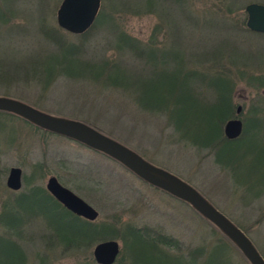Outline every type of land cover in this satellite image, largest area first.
I'll return each mask as SVG.
<instances>
[{
    "label": "rangeland",
    "instance_id": "1",
    "mask_svg": "<svg viewBox=\"0 0 264 264\" xmlns=\"http://www.w3.org/2000/svg\"><path fill=\"white\" fill-rule=\"evenodd\" d=\"M143 1L147 0H99L89 28L72 33L56 24L61 0H0V96L13 97L47 114L93 125L144 160L188 180L231 222L246 230L262 254L264 32L248 31L241 22L246 4L264 5V0H183L180 7L175 0H154V11L141 10ZM228 3L233 5L229 15ZM134 5L140 11H134ZM43 29L53 32L63 45L47 41ZM118 34L134 38L141 47L149 46L156 52L172 44L176 53H181V63L177 60L175 65L179 70L174 75L169 73L165 80L164 75L160 76L163 66L145 65L142 58L117 48ZM170 60L168 65L173 64ZM103 61L114 62L117 68L102 66ZM205 65L228 73L234 117L242 122L239 136L244 124L250 130L246 122L251 124L255 118L263 126L248 138L243 132L239 145L218 150L219 161L214 149L190 141L197 139L192 132L205 129L204 112L191 102L189 109H178L173 101L177 91L186 92L190 85L179 77L180 69ZM118 68L136 77L125 73L117 76ZM154 69L159 71L153 73ZM151 70L154 75L148 76ZM145 77L159 81L152 93L163 96L160 107L147 100L150 94L143 99L153 108L158 105L159 110L149 108L147 103L140 105L135 99ZM174 77L181 80V85L176 81L175 90ZM116 83L123 84V88ZM210 89L204 85L201 95L209 97ZM225 90L222 88L221 97ZM237 106L240 110L236 114ZM10 166L21 169V187L17 191L4 184ZM49 176L97 211L94 223L112 226L115 238L111 239L119 244L114 264H166L155 253L149 254L144 244L124 238L126 224L151 227L171 236L183 251L224 242L232 264H248L184 202L143 182L100 152L0 112V214L3 211L5 217L11 213L9 206L2 208L3 200L14 198L29 185L44 188ZM17 209L19 221L13 229L18 236L11 235L23 250L19 264H77L91 257L93 245L89 250L72 251L48 241L40 208ZM3 232L0 225V234ZM2 245L0 242V264L15 263L9 262ZM162 248L161 251L174 252ZM139 254L145 260H137L135 256Z\"/></svg>",
    "mask_w": 264,
    "mask_h": 264
},
{
    "label": "trees",
    "instance_id": "2",
    "mask_svg": "<svg viewBox=\"0 0 264 264\" xmlns=\"http://www.w3.org/2000/svg\"><path fill=\"white\" fill-rule=\"evenodd\" d=\"M182 1L183 0H175L174 2L177 3V6H179V3H181ZM153 2L154 0H147L146 3L143 1L141 3L142 5L141 10L147 8L149 10L154 11L152 7ZM231 7H233L231 3L230 4L228 3V5L226 6V12L228 15L231 14L232 12ZM131 8L134 11H140L135 5L131 6ZM244 12H245V19L242 20L241 24L248 31H252L256 33L260 32V31H253L246 26L247 15L245 9ZM88 28L89 26L79 33L86 31ZM46 31H47L46 29H43V34L45 35L44 37L47 38V41L49 42L51 41L53 44H56L55 46L62 44V42H60L58 38L57 40L54 37L55 34L53 32H46ZM56 36L61 38L58 35ZM116 38L117 39L115 41V45L117 48L119 49L124 48L125 50H128L135 56L142 58L143 63L145 65H149V64L154 65L155 63V65H157L158 67L163 66L164 73L162 70V74L160 76L164 75L165 80L168 79L167 77L169 76L168 75L169 73L170 74L173 73L174 75V73H176L179 70L175 68L176 67L175 65L177 60L181 63V59H180L181 57H179L181 53L180 52L176 53V50L173 49L172 44L168 45L166 47V50L159 51L160 52L159 53L156 52L158 50H156L155 48L149 46L141 47L137 40L129 36H123L122 34H118ZM169 57L172 58V60H170ZM167 60L168 62L169 60L173 61V64L168 65ZM100 64L102 66L110 65L111 68H117V64L114 62L108 63L106 61H103ZM152 65L149 66L152 67ZM182 68L183 70L180 69L179 71V77H181L182 80L187 81L190 85H187V89L185 90L187 94L184 91L178 92L176 90L178 94L173 99L174 104L177 106V108L179 107L178 109H183V108L189 109L188 105H190L191 102L192 105H195L200 111L204 112L205 115L204 117L205 129H203V127H200L199 129H196L197 131L192 132L197 134V135L195 134L196 136L194 135L197 139L196 141L190 139L191 142L196 144L199 143L200 145L203 146L206 145L208 146V148L214 149L216 160L219 161L220 158L217 153L218 150H221L222 148L227 147L229 145H234V146L239 145L241 142H243L242 139L243 132L247 133L246 138H248L251 132L259 131L261 127H263L259 125L260 123H258V119L255 118L254 122L251 124L250 122H246L247 128L249 127L250 130L246 129V126L244 124L245 129L243 130L240 136L238 135L233 139L225 138L221 131V125L227 119L236 116L234 115L231 106L229 89L227 88L228 77H226V75L228 73L223 69L211 65L195 66L193 68L189 67L187 69H185L184 67ZM157 71L159 70L154 69L153 73ZM117 72H118L117 76L120 77L124 76L123 73H125V75L128 74L132 78L136 77L134 73H129L124 69L121 70L118 68ZM149 72H151V74L148 76L154 75L152 74V70ZM146 77L144 78L145 80L142 81L143 85L142 87H139V94L135 96V99L137 103H139L140 105H144L145 103H147L149 108L159 110L158 105L163 100V96H160L159 94L155 95L152 93L154 91L153 89L154 85L159 84V81L156 80L155 78L152 79ZM176 78L177 77H174L173 79L174 90L176 89L175 88L176 81L180 82L181 85V80ZM135 81H137V78ZM139 82L141 83V81ZM204 85H206L207 88L212 89V90L210 89L211 93L207 98H205V96L201 95L200 93V88L203 87ZM115 86L123 88V84L120 85L116 83ZM214 88H216L217 92L216 90H214ZM222 88L226 90L224 91L225 95L221 97ZM149 94L150 96L147 98V100L149 102L158 104L155 108L151 107L150 106L151 104L149 102H144L143 100L144 97L146 98ZM152 96H154V98ZM3 113H7L15 117H18L12 113H8V112H3ZM23 121L35 127L36 129H39L43 132H48L38 128L37 126L25 120ZM90 126L98 130L95 126L93 125ZM260 163L264 165V159ZM184 180L188 182V180L186 179ZM1 206L2 208L5 206H9L11 210V213H9L8 216L4 217L3 211L0 214V225L2 226L4 231L2 234H0V242H3L2 250L4 252V255L9 260V262L11 263L12 261L15 260V263L12 262V264H19L21 258L23 257V250L20 244L17 242L16 239L12 238L13 234L17 235L15 229H13L15 226L18 225V221H19L18 220L19 213H16L18 211L17 207L20 208V210L22 211L30 210L34 206L40 208L42 211L41 212L42 216H44L46 229H47V230L45 229L46 230L45 238H47L48 241H51L54 244L57 243L61 245L62 248L67 250L69 249L72 251L89 250V248L97 241L104 240L106 238H115V236L113 235L114 233L112 234V232L114 231L112 226L103 223L96 224L93 222L95 219L90 221L71 213L69 210L64 208L57 200H55L47 192L45 188L38 185H29L28 187H26L25 191H21L15 194L14 198L12 197L10 198V200L9 198H6L1 202ZM206 222L210 224L207 220ZM210 225L221 235V237L228 244H230L240 254V252L224 235H222L212 224ZM237 226L246 234V230H244L239 225ZM124 227L125 228L123 229L122 232L124 238L127 237V239L130 238L131 240L138 241L139 243L144 244L147 248H149V251H151L149 254L155 253L154 255H156L157 258L164 260L166 264H232L227 252L228 247L224 242H218V243L211 242L209 246L198 245L195 248L192 249L189 248L188 251H183L181 248V244H179L177 240H175L171 236L160 234L151 227H145V226L136 227L135 225L132 226L130 224H126L124 225ZM162 246L168 247L174 250V252L168 253L165 251H161V249H163ZM146 251L148 252V250ZM216 252H218V255ZM144 255L146 256L148 254H144ZM261 256L264 258V253H262ZM135 257H138L137 260H139L140 258L142 260H145L144 259L145 257L141 256L140 254L136 255ZM150 262L153 263L154 261L152 260ZM77 264H96V263L93 261L92 257L89 256V258L86 259L84 257L81 260V262L78 261Z\"/></svg>",
    "mask_w": 264,
    "mask_h": 264
},
{
    "label": "water",
    "instance_id": "3",
    "mask_svg": "<svg viewBox=\"0 0 264 264\" xmlns=\"http://www.w3.org/2000/svg\"><path fill=\"white\" fill-rule=\"evenodd\" d=\"M99 0H61L56 11V24L72 33L83 31L92 22ZM246 26L253 31L264 32V5H245ZM240 107L235 108L237 114ZM0 111L12 113L45 131L72 139L94 151L117 161L143 182L184 202L203 219L212 224L240 252L248 264H264V258L249 237L223 213L215 208L197 189L179 176L141 158L137 153L81 121L44 113L18 99L0 96ZM242 128L239 118L227 119L222 126L225 138L237 137ZM5 187L18 190L21 187V169L10 166L4 180ZM45 189L64 208L87 220H94L97 211L54 176L46 179ZM119 244L108 238L97 241L91 248L96 264H112L118 254Z\"/></svg>",
    "mask_w": 264,
    "mask_h": 264
},
{
    "label": "flooded vegetation",
    "instance_id": "4",
    "mask_svg": "<svg viewBox=\"0 0 264 264\" xmlns=\"http://www.w3.org/2000/svg\"><path fill=\"white\" fill-rule=\"evenodd\" d=\"M84 146V145H83ZM63 186V185H62ZM65 187V186H64ZM45 188V187H44ZM67 188V187H66ZM70 190V189H69ZM15 191H17V190H15Z\"/></svg>",
    "mask_w": 264,
    "mask_h": 264
}]
</instances>
